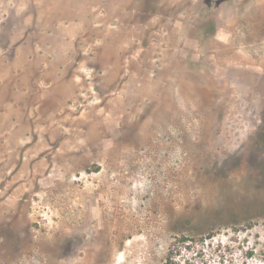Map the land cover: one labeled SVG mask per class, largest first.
Segmentation results:
<instances>
[{"label":"rangeland","instance_id":"rangeland-1","mask_svg":"<svg viewBox=\"0 0 264 264\" xmlns=\"http://www.w3.org/2000/svg\"><path fill=\"white\" fill-rule=\"evenodd\" d=\"M0 264H264V0H0Z\"/></svg>","mask_w":264,"mask_h":264}]
</instances>
